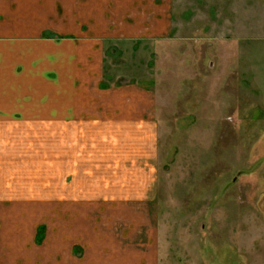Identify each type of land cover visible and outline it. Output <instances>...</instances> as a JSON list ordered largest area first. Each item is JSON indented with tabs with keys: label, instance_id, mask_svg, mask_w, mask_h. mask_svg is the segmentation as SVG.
Returning a JSON list of instances; mask_svg holds the SVG:
<instances>
[{
	"label": "rangeland",
	"instance_id": "1",
	"mask_svg": "<svg viewBox=\"0 0 264 264\" xmlns=\"http://www.w3.org/2000/svg\"><path fill=\"white\" fill-rule=\"evenodd\" d=\"M172 23L158 46L108 47L105 84L156 94L144 158L81 126L61 167L49 141L45 173L31 152L30 186H0V232L45 228L80 264H264V0H175Z\"/></svg>",
	"mask_w": 264,
	"mask_h": 264
},
{
	"label": "crops",
	"instance_id": "2",
	"mask_svg": "<svg viewBox=\"0 0 264 264\" xmlns=\"http://www.w3.org/2000/svg\"><path fill=\"white\" fill-rule=\"evenodd\" d=\"M174 4L0 0V155L9 165L5 171L0 166V186H30L31 152L39 151L34 172L45 173L49 141L57 164L76 168L81 126L89 131L85 142L106 143V157L113 147L112 158H120L132 143L141 148L134 159L144 158L141 143L152 131L144 135L143 128L153 126L156 94L138 82L105 84L108 47L134 51L144 41L158 46L174 29ZM44 229L0 232V264H80L73 248L50 245L53 237ZM118 255L104 264H130Z\"/></svg>",
	"mask_w": 264,
	"mask_h": 264
},
{
	"label": "trees",
	"instance_id": "3",
	"mask_svg": "<svg viewBox=\"0 0 264 264\" xmlns=\"http://www.w3.org/2000/svg\"><path fill=\"white\" fill-rule=\"evenodd\" d=\"M43 229V228H42ZM41 230V229H40ZM43 230H41L40 232H42ZM43 233V232H42Z\"/></svg>",
	"mask_w": 264,
	"mask_h": 264
}]
</instances>
